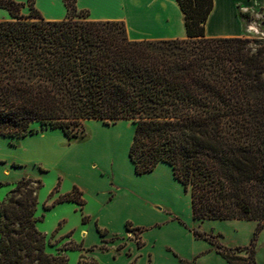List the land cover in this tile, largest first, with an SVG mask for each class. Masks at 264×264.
Listing matches in <instances>:
<instances>
[{
  "label": "trees",
  "instance_id": "16d2710c",
  "mask_svg": "<svg viewBox=\"0 0 264 264\" xmlns=\"http://www.w3.org/2000/svg\"><path fill=\"white\" fill-rule=\"evenodd\" d=\"M63 2L65 17L47 21L34 0H0L9 17L0 21V137L25 138L37 125L72 140L86 121H128L134 174L169 166L193 220L257 222L249 248L192 230L229 264H255L264 228V38L206 37L213 0H175L185 38L168 40H130L123 22L90 20L76 0ZM40 186L22 178L0 203V264H67L46 252L36 228ZM65 202L85 204L76 186L55 204Z\"/></svg>",
  "mask_w": 264,
  "mask_h": 264
},
{
  "label": "rangeland",
  "instance_id": "374dc122",
  "mask_svg": "<svg viewBox=\"0 0 264 264\" xmlns=\"http://www.w3.org/2000/svg\"><path fill=\"white\" fill-rule=\"evenodd\" d=\"M24 2L27 3V0ZM224 2L225 0H217L216 9L210 15V26L223 24V18L221 21L218 20V14H216L218 11L220 16L225 17H227L226 13H230V18L233 20L232 9L224 5ZM248 9L243 11L237 7V14L243 24L242 38H264V0H250ZM28 12L27 7L21 11L24 15ZM6 20H9L6 11L0 10V21ZM229 26L234 27L233 21L229 23ZM224 30L229 31L230 28ZM34 128L37 133L25 138L0 137V183L2 184L0 185V203L6 199L7 193L16 181L22 178L40 180L41 186L38 190L35 212V218L38 220L36 228L45 236V249L48 254L66 256L67 264H77L79 261L88 263L95 260L94 249H97L103 253L95 255L96 259L99 258L106 264H125V257L116 249L113 252L118 256L113 262L109 260L110 257L104 249H101L102 244L98 245L99 240L103 238L96 231L97 225L94 221L88 222L87 216L99 214L102 224L115 233H120L124 228L122 221L134 222L136 214L142 211V207L134 202L119 199L111 207L110 212L103 210L98 213L99 201L93 197L94 190L98 191L101 197L103 195L111 197L116 193L114 188L107 189L105 181L98 180L95 173L105 179L115 176L121 183L130 185L132 188L143 183L136 180L138 177L132 176L134 170L127 158L133 125L128 121H119L108 126L100 121H86L83 123L82 133L72 140H67L59 129L43 130L37 125ZM74 185L83 186L86 189L82 199L87 203L82 208L74 203L55 204L59 196L70 192ZM162 195L169 197L164 191ZM83 217H87L85 223L82 222ZM158 218L157 216L149 217V221ZM255 223L257 225V222ZM131 225L133 229L126 230V236H111L110 238H114L113 243L125 246V240H130L139 246L141 244L140 230ZM209 235H213L217 243L221 244L220 235ZM262 253L264 257V249ZM238 255L248 257L244 251ZM248 260L245 264H250Z\"/></svg>",
  "mask_w": 264,
  "mask_h": 264
},
{
  "label": "crops",
  "instance_id": "0c3cea01",
  "mask_svg": "<svg viewBox=\"0 0 264 264\" xmlns=\"http://www.w3.org/2000/svg\"><path fill=\"white\" fill-rule=\"evenodd\" d=\"M13 1L25 4V0ZM249 3L250 0L246 2L225 0L224 5L230 6L232 9L233 20L230 18V13H226L227 17H225L220 16V11H218L216 13L218 20L221 21L223 18L224 21L221 26L214 27L210 26L211 16H209L205 24L206 37H242L243 24L237 14V7L247 11ZM34 6L47 21L62 20L66 15L63 0H34ZM216 6L217 0H213L212 12L215 11ZM76 8L87 11L90 20L123 22L130 40L185 38L183 15L175 0H76ZM232 21L233 28L229 26ZM228 27L229 31L224 30ZM95 174L98 180L105 181L107 189L114 188L116 192L111 197L108 195L101 197L98 191H93V197L99 201L98 213L103 210L110 212L111 207L119 199L132 201L142 207V211L136 214L134 222L122 221L124 228L120 233H115L102 224L101 218L98 217L99 214L92 217L87 216L88 222L94 221L100 230L106 231L102 240H107L105 246H108L105 247L104 252L110 257L111 262L118 256L113 252L116 249L125 257V264H229L215 252L214 247L207 241L195 238L192 230L220 235L221 245L226 248L246 247L253 237L256 228L254 221L193 220L190 195L188 192H184L182 186L174 180L171 168L165 164H159L149 174L142 176L132 174V176L138 177L137 181L143 182L135 188L121 183L115 176L105 179L101 175ZM77 188L84 196L86 189L83 186ZM163 191L169 197L163 196ZM86 203L87 201H85ZM158 206L161 208H157ZM154 216L159 218L149 221V217ZM127 222L140 230L141 244L139 246L130 240H125V246L124 244L117 245L115 242L113 243L114 238H110L111 236H126L125 223ZM263 237L264 228L259 232L258 240H256L255 264H264V257H262L264 243H261L264 241ZM102 240H99L98 245L102 244ZM94 250L95 255L103 253L97 249ZM95 255L94 261L106 264L99 258L96 259Z\"/></svg>",
  "mask_w": 264,
  "mask_h": 264
}]
</instances>
